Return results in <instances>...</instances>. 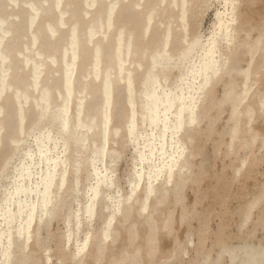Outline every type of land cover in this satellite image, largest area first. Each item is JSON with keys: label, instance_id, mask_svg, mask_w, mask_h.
<instances>
[{"label": "bare ground", "instance_id": "6f19581e", "mask_svg": "<svg viewBox=\"0 0 264 264\" xmlns=\"http://www.w3.org/2000/svg\"><path fill=\"white\" fill-rule=\"evenodd\" d=\"M0 264H264V0H0Z\"/></svg>", "mask_w": 264, "mask_h": 264}]
</instances>
